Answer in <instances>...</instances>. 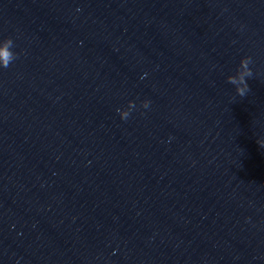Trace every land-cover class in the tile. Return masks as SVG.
I'll use <instances>...</instances> for the list:
<instances>
[{
	"label": "water",
	"instance_id": "95a60500",
	"mask_svg": "<svg viewBox=\"0 0 264 264\" xmlns=\"http://www.w3.org/2000/svg\"><path fill=\"white\" fill-rule=\"evenodd\" d=\"M4 37L0 264H264V0H0Z\"/></svg>",
	"mask_w": 264,
	"mask_h": 264
},
{
	"label": "clouds",
	"instance_id": "9594fccd",
	"mask_svg": "<svg viewBox=\"0 0 264 264\" xmlns=\"http://www.w3.org/2000/svg\"><path fill=\"white\" fill-rule=\"evenodd\" d=\"M13 47L14 45L12 39L8 37L0 38V69L9 67V65L16 58L17 54L13 51ZM250 63L251 57H241L238 62L237 71L234 74L226 77L228 83L233 86L235 94L239 97H243L249 90L246 78L251 77L252 75V70L249 67ZM134 106L135 105L133 101L129 100L127 101L125 107L117 108L116 111L120 119H126L129 116L130 112L133 110ZM139 106L141 108L147 109L149 107V101L143 100L140 102ZM257 143L260 146L264 147V139L257 140Z\"/></svg>",
	"mask_w": 264,
	"mask_h": 264
}]
</instances>
